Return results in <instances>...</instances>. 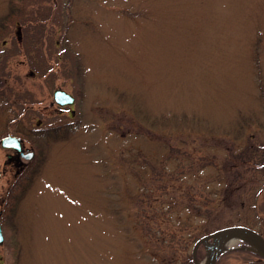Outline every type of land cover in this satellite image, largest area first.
I'll return each instance as SVG.
<instances>
[{
    "label": "rangeland",
    "instance_id": "rangeland-1",
    "mask_svg": "<svg viewBox=\"0 0 264 264\" xmlns=\"http://www.w3.org/2000/svg\"><path fill=\"white\" fill-rule=\"evenodd\" d=\"M197 1L0 0V81L43 128L0 264H195L214 230L264 235V0ZM229 243L217 264H264Z\"/></svg>",
    "mask_w": 264,
    "mask_h": 264
},
{
    "label": "flooded vegetation",
    "instance_id": "flooded-vegetation-1",
    "mask_svg": "<svg viewBox=\"0 0 264 264\" xmlns=\"http://www.w3.org/2000/svg\"><path fill=\"white\" fill-rule=\"evenodd\" d=\"M4 74L8 73L4 72L2 81H0V109L5 119L0 120V151L3 155L0 165V225L3 232L4 225L15 217L14 208L23 196V185L26 181H30L37 171L40 156L38 141L43 131L42 120L39 116L37 123L33 122L34 118L30 119L25 116L28 108H25V97L24 100L10 98L9 90L6 88L11 87L7 85V78H3ZM30 74L33 75L34 72ZM36 104H32V109L40 111ZM69 107L70 113L73 114L74 108L71 105ZM10 111L13 112L12 116H8ZM66 123L68 122L63 124L68 125ZM55 126L56 124H52L46 129H52ZM63 126L59 127L65 128ZM253 250L259 253L256 249Z\"/></svg>",
    "mask_w": 264,
    "mask_h": 264
},
{
    "label": "water",
    "instance_id": "water-1",
    "mask_svg": "<svg viewBox=\"0 0 264 264\" xmlns=\"http://www.w3.org/2000/svg\"><path fill=\"white\" fill-rule=\"evenodd\" d=\"M55 98L60 104H71L75 101L74 96L63 89H57L55 91ZM5 142L6 139L4 140V144ZM3 239L4 236L0 227V243L3 242ZM209 239H212L211 243H208ZM232 239H244L256 243L261 250L260 252L262 256H264V237L250 227L233 225L217 229L196 242L193 248V255L196 264H198L197 251L201 243L205 245L207 251L205 264H216L217 258L223 250L224 244Z\"/></svg>",
    "mask_w": 264,
    "mask_h": 264
},
{
    "label": "trees",
    "instance_id": "trees-1",
    "mask_svg": "<svg viewBox=\"0 0 264 264\" xmlns=\"http://www.w3.org/2000/svg\"><path fill=\"white\" fill-rule=\"evenodd\" d=\"M174 1V0H173ZM197 0H187V2L185 3V4H183V5H181L180 3H172V4H170L169 5V7H171V6H173V7H175L176 9H180V12H184V13H186V14H188V11H189V9H188V5L190 4V3H194V4H197ZM197 6H194L193 8H191L190 10H193L194 8H196ZM169 12H171V13H174L175 11L174 10H169ZM19 202V201H18ZM14 210H16V207L14 208ZM130 227V226H129ZM192 259H193V257H192Z\"/></svg>",
    "mask_w": 264,
    "mask_h": 264
},
{
    "label": "bare ground",
    "instance_id": "bare-ground-1",
    "mask_svg": "<svg viewBox=\"0 0 264 264\" xmlns=\"http://www.w3.org/2000/svg\"><path fill=\"white\" fill-rule=\"evenodd\" d=\"M233 243H235V240L234 239L233 240H230V243L229 244H233Z\"/></svg>",
    "mask_w": 264,
    "mask_h": 264
}]
</instances>
